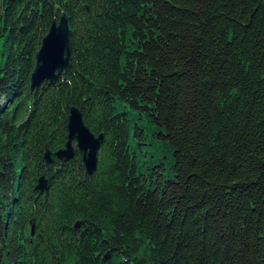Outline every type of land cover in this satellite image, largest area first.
<instances>
[{"label": "trees", "instance_id": "obj_1", "mask_svg": "<svg viewBox=\"0 0 264 264\" xmlns=\"http://www.w3.org/2000/svg\"><path fill=\"white\" fill-rule=\"evenodd\" d=\"M61 11L69 65L31 92ZM70 106L92 176L43 161ZM0 264H264V0H0Z\"/></svg>", "mask_w": 264, "mask_h": 264}, {"label": "water", "instance_id": "obj_2", "mask_svg": "<svg viewBox=\"0 0 264 264\" xmlns=\"http://www.w3.org/2000/svg\"><path fill=\"white\" fill-rule=\"evenodd\" d=\"M69 56L67 20L65 15L61 14L57 24L52 22L47 34L42 38L40 49L35 53V67L30 78V90L38 88L44 81L56 82L62 71L68 66ZM67 131V142L64 148L53 156L60 162L67 163L74 156L71 142L75 140L86 173L93 174L97 166L96 153L102 142V135L95 137L89 131L82 122L79 110L75 107L69 108ZM43 159L46 164L54 162L48 149H46ZM35 190L39 194L47 190L44 176L38 178ZM74 228H79L78 222L74 224Z\"/></svg>", "mask_w": 264, "mask_h": 264}, {"label": "bare ground", "instance_id": "obj_3", "mask_svg": "<svg viewBox=\"0 0 264 264\" xmlns=\"http://www.w3.org/2000/svg\"><path fill=\"white\" fill-rule=\"evenodd\" d=\"M34 189H35V187H34Z\"/></svg>", "mask_w": 264, "mask_h": 264}]
</instances>
